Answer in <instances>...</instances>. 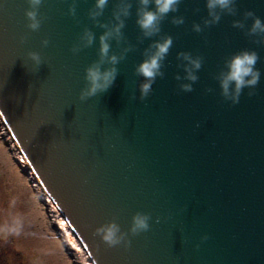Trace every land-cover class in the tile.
Segmentation results:
<instances>
[{"label":"water","instance_id":"obj_1","mask_svg":"<svg viewBox=\"0 0 264 264\" xmlns=\"http://www.w3.org/2000/svg\"><path fill=\"white\" fill-rule=\"evenodd\" d=\"M93 2L77 0L73 18L71 0H43L45 19L31 32L25 0H0V119L41 188L93 264H264V46L232 27L248 10L264 21V0H236V16L222 15L201 33L191 25L206 17L204 0H182L161 23L173 46L144 101L130 97L139 96L134 67L151 40L137 42L132 0L122 31L135 48L117 65L112 87L81 102L84 68L97 59L98 43L75 55L70 49L84 26L97 37L103 31L87 17ZM112 8L109 0L102 22ZM172 15L185 23L171 24ZM241 49L258 53L261 78L254 95L244 89L233 105L213 76ZM28 51L41 55L39 68ZM112 51L119 52L114 41ZM181 51L203 57L190 93L174 79L183 76ZM137 211L151 215V228L129 237L127 249L107 248L93 235L112 219L126 232Z\"/></svg>","mask_w":264,"mask_h":264},{"label":"clouds","instance_id":"obj_2","mask_svg":"<svg viewBox=\"0 0 264 264\" xmlns=\"http://www.w3.org/2000/svg\"><path fill=\"white\" fill-rule=\"evenodd\" d=\"M27 7L24 9V16L27 21L25 27L31 32H38L45 17L40 12L43 0H25ZM182 0H135V24L140 30L137 37L138 43H143L144 39L151 42L143 49V59L135 65L134 74L142 79L137 85L139 96L133 94L130 98L144 101L153 91V84L157 78H163L162 71L164 61L173 46V38L170 35H161V23L169 17V14L177 13ZM207 15L201 19V23L193 22L191 30L201 33L205 28L216 25L220 22L222 15L236 16V0H204ZM109 0H94L92 6L87 10V17L95 27L102 29V33L96 34L87 26H84L78 35L70 51L75 55L85 48L91 47L94 42L98 43L97 59L84 68V86L80 89L78 99L81 102L96 97L107 92L113 85L118 74L117 65L121 63L126 54L133 51L135 45L130 44L124 36L123 29L125 21L132 15V0H113L111 19L102 22L99 18L104 15V10L108 6ZM77 0H71L67 14L76 17ZM194 11H199L195 9ZM251 20V24L247 21ZM79 23V21H77ZM170 23L173 25H183L185 19L182 15H172ZM232 27L244 31V34L253 38L254 44L264 46V21L255 15L253 11H245L242 19L232 21ZM157 37L156 39H152ZM115 42L119 52L112 51V42ZM20 43H24L21 37ZM41 46L47 47L49 40H41ZM27 57L39 68L43 63L38 52L28 51ZM178 61L176 67L182 69L183 76L175 74L174 79L178 83L177 87L184 93H190L199 77L197 72L203 65V57L193 55L190 52H177ZM260 56L255 50L241 49L229 54L223 60V66L213 76L220 89V96L224 101L235 105L240 102V97L244 89H249L247 95L255 94L254 89L260 82L261 71L256 67L260 61ZM186 81V82H185ZM206 93L213 92L212 88H206ZM15 199L11 201L15 206ZM186 209H182L184 211ZM152 217L149 213L137 211L131 216L128 230H121L115 219L109 220L94 228L93 235L98 237L100 242L107 248L123 247L127 249L131 240L129 237L138 236L148 232L151 228ZM160 218L156 219V223ZM23 227L22 217L15 215L11 217L9 223L0 227V232L7 235H19ZM208 237H201L206 240ZM198 247V246H197Z\"/></svg>","mask_w":264,"mask_h":264},{"label":"rangeland","instance_id":"obj_3","mask_svg":"<svg viewBox=\"0 0 264 264\" xmlns=\"http://www.w3.org/2000/svg\"><path fill=\"white\" fill-rule=\"evenodd\" d=\"M12 156L0 139V227L15 215L23 220L19 235L0 232V264H75L67 251L73 249L75 243H70L67 233L59 229L64 221L55 216V229L51 226L45 212L49 203L43 206L38 201L24 173L19 171L21 166L14 163ZM13 199L15 206L11 204ZM49 206L52 209V205ZM76 264L82 263L78 260Z\"/></svg>","mask_w":264,"mask_h":264},{"label":"bare ground","instance_id":"obj_4","mask_svg":"<svg viewBox=\"0 0 264 264\" xmlns=\"http://www.w3.org/2000/svg\"><path fill=\"white\" fill-rule=\"evenodd\" d=\"M0 139L2 140V143L4 144V147H6V146L9 147V151L13 154L12 159H13L14 163L19 164V166H21V169L19 171L22 170V172L24 173V176L26 177L29 184L31 185L33 192L36 194V198L38 199V201L43 206H45V204H48V203L51 204L49 202L47 195L43 193L41 186L37 183V180L34 178L31 171H29V169H28V171H25L27 169L26 165L24 168H22L23 165L21 163L25 164V161L22 158V156H20L19 154H17L18 156H16L14 154L15 152H17V150L15 147H12L11 144H15V143L13 142L11 136L9 135V133H8L7 129L5 128L1 119H0ZM16 157H17V160L15 159ZM18 157H21V159L19 158L20 161H18ZM48 205L45 206V212H47V218L49 219V222L52 224L51 226L55 229L54 220H53L54 218H56L55 217V215H56L55 210H54L53 206H52V209H50V206L48 207ZM61 221H63V219ZM64 225H65V223H64ZM64 225L60 226V228H59V229H61L60 231L62 232L64 230L67 233L68 241L70 243H75V247L73 249L67 250L69 252L70 257L74 260V263L76 264L79 260V262H81L82 264H92L90 259H87V257L85 256V254H84L82 248L80 247L78 241L74 238L70 227H68L67 224L65 226ZM56 232H57V229H56ZM55 241L59 242L58 240H55ZM60 241H61V239H60ZM81 250H82V252H80Z\"/></svg>","mask_w":264,"mask_h":264}]
</instances>
